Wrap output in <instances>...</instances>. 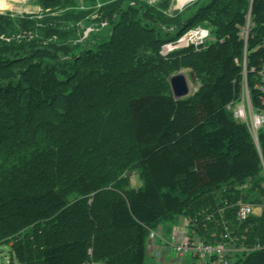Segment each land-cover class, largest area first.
Listing matches in <instances>:
<instances>
[{
    "label": "trees",
    "instance_id": "obj_1",
    "mask_svg": "<svg viewBox=\"0 0 264 264\" xmlns=\"http://www.w3.org/2000/svg\"><path fill=\"white\" fill-rule=\"evenodd\" d=\"M112 5L105 13L115 21L101 45L109 52L117 46L115 56L125 58L122 75L150 62L159 71L151 91L113 89L106 55L61 45L69 20L46 18L40 25L0 14V243L19 239L14 253L21 264H145L151 230L179 216L194 220L225 200H243L261 206V214L238 225L232 209L230 230L261 250L236 264H264V128L256 144L226 109L242 98L244 53L250 99L260 106L254 86L264 63V0L251 6L248 0H206L167 26L170 43L197 26L213 37L173 52L171 73L159 57H134L139 47L151 51L165 43L164 26H152L157 37L148 44L142 35H150L145 26L151 20ZM248 21L245 42L241 30ZM181 66L198 89L176 99L169 77ZM85 86L98 94L83 96ZM134 171L143 183L138 189L123 177ZM202 224L197 232L209 240L210 224L208 232Z\"/></svg>",
    "mask_w": 264,
    "mask_h": 264
},
{
    "label": "rangeland",
    "instance_id": "obj_2",
    "mask_svg": "<svg viewBox=\"0 0 264 264\" xmlns=\"http://www.w3.org/2000/svg\"><path fill=\"white\" fill-rule=\"evenodd\" d=\"M4 1L6 4V8L0 9V14L18 15L22 18L26 17L30 20H35V22H38V24L40 25L44 24L43 21H45L46 18L56 19L55 21L57 22L69 20L70 22L65 24L62 28L63 33L61 34V45L69 46L74 50L75 53H82L88 50H91L92 52L103 53L104 55H106V59L104 60V62L107 61L106 64L109 63L108 65L111 66L112 69L110 75L113 74V79L116 80L114 85L112 83L113 89L115 86L117 88H123L126 91L136 93L139 90L151 91L153 87L148 85L150 83L152 84L157 82L155 76H157L159 71L156 68H150V62H138L134 72L131 75H126L125 73H123L124 75L121 74V72L125 71L123 65L125 58L121 56H115V50L117 46H111L109 52V49L101 45L102 41H100V37H106L109 33H111L110 29L112 26L110 25V23L112 22V20L115 21L114 18L110 17L111 15L107 16V14L105 13L106 6L113 4L112 6H110V10H121V12L122 10H126L128 8L127 6H130V8H133L135 10V12H133L135 19H140V16H143L144 19H150L151 22L145 26L146 29L150 30V35H142V41L144 40L148 44H152V42H154L157 37L156 32H151L152 26L158 24H162V26H164L163 28H161L164 29V31L162 32V34H160V37L161 39L165 38V43H162L161 45L159 44L156 48H154V50H151L150 48L151 51L146 50L145 46L143 48L139 47L137 51L134 52V57H159L165 61V67L168 70L167 72L171 73L169 64L170 61L168 59L170 55L175 51L184 50L192 44H198L199 42L197 43L195 38L199 36L196 35L198 32L197 30H203V28L200 26L193 27L192 29L188 30L180 39H178V41L170 43L166 42L165 34L171 31V29H168L167 26L172 24L176 25L179 21L185 20L186 18L191 16L192 12H194V10L202 2L206 0H190L184 3L182 6H179V0H63L62 5H50L47 7H43V5H45L43 0ZM144 10H148L149 14H145L144 16ZM34 38H36L35 32L34 36L31 35L29 39L32 41L34 40ZM53 39L55 40L56 38ZM3 40H5V38H3ZM212 40V34H209L205 40V44L211 42ZM96 43L97 47L94 46V44ZM110 53H112L113 55ZM119 74L121 76H118ZM179 74L183 75L187 82V85L189 87L188 95H192V93H194L198 89L197 85H192V77H194L192 76L193 74L187 68L181 66L175 74L170 75L169 79L172 76ZM245 80L247 81V78H245L244 74H242L241 95L246 98V91L244 92L243 88ZM81 91L83 96H93V93L98 94V90L95 86L94 88H88L87 86H85L81 89ZM83 96H81L80 98L83 99ZM91 101H94V99H91ZM99 103L100 102H98V104ZM45 116L51 118L53 115L51 113H47ZM0 153H3V151H1ZM4 156L5 155H2V157ZM130 175L132 176L129 179V188L138 189L139 187H142L143 183L140 181L137 171H134L133 174L128 175L127 173H125L123 177L127 178ZM88 200V203L90 204L91 198ZM176 219L180 218L176 217ZM153 231L155 232L156 229ZM155 239L165 244V249L167 252H169V250L170 252H172L169 247V244L172 242V240H170V242H167L165 241L166 239H164V237L157 235L155 238H152L149 243L154 244L155 242L153 243V240ZM16 241H19V239H11L6 243H0V264H21L16 259L14 253V243H16ZM156 254L158 255V253ZM146 263L148 262L145 258V264ZM90 264L95 263L91 262Z\"/></svg>",
    "mask_w": 264,
    "mask_h": 264
},
{
    "label": "built area",
    "instance_id": "obj_3",
    "mask_svg": "<svg viewBox=\"0 0 264 264\" xmlns=\"http://www.w3.org/2000/svg\"><path fill=\"white\" fill-rule=\"evenodd\" d=\"M248 1L251 6L254 0ZM197 31L196 35L199 36L195 37L194 35V37L197 43H199L192 44L195 47L203 44L209 35V31L207 30L198 29ZM249 32L250 23L248 21L246 27L241 30V36L245 42L247 41ZM262 48H264V38L262 40ZM241 67L243 70L242 74L247 78L246 53L243 55ZM250 71L253 72L254 70L251 69ZM243 88L244 92L246 91V98L242 96L240 102L236 104L231 103L226 109L232 113L235 121L246 125L253 139L257 141L258 131L264 128V63H262L257 72V83L254 86V89L258 93L260 106L254 107L252 105L246 80L244 81ZM245 187L241 186V189ZM232 209H234L236 222L238 225H241L249 217L259 216L262 207L246 203L243 200H238L235 204L225 200L223 205L218 206L212 212L202 213L197 218H194V220L184 218L183 224L181 226L178 225L179 228L173 229V240L169 244L172 253L183 261L190 259L194 264H236L240 258L249 255L255 250H261L259 245L254 247L245 246L243 242L239 241L236 235H233L227 217V213ZM258 210H260L259 213H257ZM201 221L203 222L202 228L206 232H208V226L212 229L207 234L209 240L201 237L197 232V229L200 227L199 222ZM207 224L210 225L207 226ZM217 231H219V234H217ZM149 249L147 246L146 250Z\"/></svg>",
    "mask_w": 264,
    "mask_h": 264
},
{
    "label": "crops",
    "instance_id": "obj_4",
    "mask_svg": "<svg viewBox=\"0 0 264 264\" xmlns=\"http://www.w3.org/2000/svg\"><path fill=\"white\" fill-rule=\"evenodd\" d=\"M131 176L132 175L129 176V179ZM259 212L260 210L257 211V213ZM179 218L180 219L175 218L171 222H166L163 223V225H159L155 228V232L153 230L150 231L147 239V246L149 245L150 249L148 246L149 250L146 252V259L148 263L146 264H194L190 259L183 261L180 258H177L174 253L170 252V250L167 252L165 249V244H163L161 241L155 239L153 240V243L155 242L154 244L149 243L152 238H155L157 235L164 237V239H166L165 241L167 242L173 240V229L179 228L178 225L181 226L184 222L183 220H185L183 217L179 216ZM156 253H158V255Z\"/></svg>",
    "mask_w": 264,
    "mask_h": 264
},
{
    "label": "water",
    "instance_id": "obj_5",
    "mask_svg": "<svg viewBox=\"0 0 264 264\" xmlns=\"http://www.w3.org/2000/svg\"><path fill=\"white\" fill-rule=\"evenodd\" d=\"M192 78H193L192 85L196 86L197 85L196 81H195L194 77H192ZM169 84H170L171 91H172L174 98L181 99V98L188 96L189 87H188L187 82H186L183 75L179 74V75L172 76L169 79ZM255 142L257 144V141H255Z\"/></svg>",
    "mask_w": 264,
    "mask_h": 264
},
{
    "label": "bare ground",
    "instance_id": "obj_6",
    "mask_svg": "<svg viewBox=\"0 0 264 264\" xmlns=\"http://www.w3.org/2000/svg\"><path fill=\"white\" fill-rule=\"evenodd\" d=\"M190 0H179V6H182L184 3ZM6 8V4L4 0H0V9Z\"/></svg>",
    "mask_w": 264,
    "mask_h": 264
}]
</instances>
